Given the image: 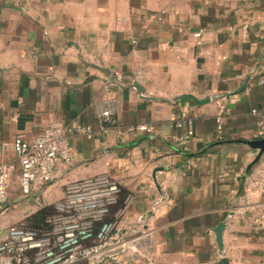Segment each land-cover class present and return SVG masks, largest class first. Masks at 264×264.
I'll use <instances>...</instances> for the list:
<instances>
[{"label":"crops","instance_id":"1","mask_svg":"<svg viewBox=\"0 0 264 264\" xmlns=\"http://www.w3.org/2000/svg\"><path fill=\"white\" fill-rule=\"evenodd\" d=\"M263 52L264 0H0V163L14 159L18 135L61 122L73 162L35 195L54 205L66 183L115 178L131 196L121 235L146 233L123 264H264V193L248 188L264 153L253 164L259 149L246 142L261 138L251 111L264 113ZM184 94L210 100L172 101ZM109 106L119 125L153 132H103ZM183 114L190 137L172 119ZM16 198L7 205H39Z\"/></svg>","mask_w":264,"mask_h":264},{"label":"built area","instance_id":"2","mask_svg":"<svg viewBox=\"0 0 264 264\" xmlns=\"http://www.w3.org/2000/svg\"><path fill=\"white\" fill-rule=\"evenodd\" d=\"M203 33L204 29L194 33L198 44L202 43ZM116 81L122 82L121 76L116 77ZM107 100L111 101L109 94ZM229 112L223 108L216 117L220 134ZM251 113L263 138L264 113L258 108L252 109ZM101 118L110 123V126L102 127L103 132H108L110 127H116L119 135L135 131L153 132V127L148 124L119 125L112 106L101 112ZM172 119L187 127L188 137L194 134L192 118L183 114L181 117L173 115ZM14 152L13 160L0 163V210L12 198L17 164L20 191L24 197H31L42 186L54 182L73 162L70 135L61 122L51 123L32 140L18 135L14 140ZM248 188L254 194L264 193V164L255 169ZM122 193L119 182L108 176L66 183L65 201L53 205L56 213L47 217L46 226L37 227L22 221L6 229L0 239V264H102L106 260L123 264L126 255L138 257L146 233L137 228L130 239L121 235V217L131 199L127 194L123 205L118 206ZM138 222L142 224V219Z\"/></svg>","mask_w":264,"mask_h":264},{"label":"rangeland","instance_id":"3","mask_svg":"<svg viewBox=\"0 0 264 264\" xmlns=\"http://www.w3.org/2000/svg\"><path fill=\"white\" fill-rule=\"evenodd\" d=\"M65 188L66 184L62 186L63 194L57 202L65 201ZM13 193H15L16 195H14ZM12 197H17V203L24 202L25 200L24 196L20 191L18 177L16 174L13 177ZM33 197L37 199L36 201L39 205H4V209L0 210V239L4 235L6 229L16 222L28 221L31 225L37 227L46 226L47 217L49 215L55 214L56 211L53 205H45L44 201L42 200L43 198L38 199L36 195ZM40 210H43L44 214L38 216L37 213Z\"/></svg>","mask_w":264,"mask_h":264},{"label":"water","instance_id":"4","mask_svg":"<svg viewBox=\"0 0 264 264\" xmlns=\"http://www.w3.org/2000/svg\"><path fill=\"white\" fill-rule=\"evenodd\" d=\"M263 59H264V52H263V54L261 56L260 61H262ZM254 70H255V68H254ZM252 72L253 71H250L248 73V75L246 76V78L243 81V83H242L241 87L239 88V90L245 88L248 85L249 80H250V78L252 76ZM119 85H121L123 87L131 88V89H135L137 91V93L139 94V96H141L143 98H153V99H155V97H146L145 94H146L147 91H146L145 87L143 85L139 84L137 81L130 82V83L119 82ZM184 98H192L193 100H195L198 103H205V102H208L210 100L209 97H207L206 99H198L193 94H184V95H181L179 97H176V98L172 99V101L179 102V101L183 100ZM246 142L249 145H251L253 148L259 149V153H258V155H257V157L255 159V162L253 163V164H255L256 162H258L260 160V158L262 157V155L264 153V137L260 138V139L247 140ZM225 226H226V223L222 222L216 229V233H217V237H218V243H219V246L221 248V252H223V240H222L223 238H222V234H223V230H224Z\"/></svg>","mask_w":264,"mask_h":264},{"label":"trees","instance_id":"5","mask_svg":"<svg viewBox=\"0 0 264 264\" xmlns=\"http://www.w3.org/2000/svg\"><path fill=\"white\" fill-rule=\"evenodd\" d=\"M122 189H123V188H122ZM126 195H127V194H125V192L123 191L122 196H121V200H120V203H119L118 206H122V205H123V201H124V198H125ZM43 214H44V211H43V210H40V211H38V213H37L38 216H39V215H43Z\"/></svg>","mask_w":264,"mask_h":264}]
</instances>
